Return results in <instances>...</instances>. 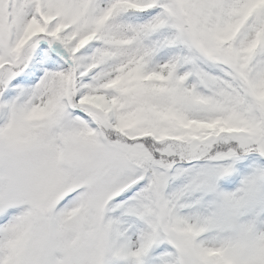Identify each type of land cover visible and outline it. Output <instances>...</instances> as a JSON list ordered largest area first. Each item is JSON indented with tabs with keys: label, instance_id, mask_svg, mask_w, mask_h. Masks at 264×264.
<instances>
[{
	"label": "snow or ice",
	"instance_id": "snow-or-ice-1",
	"mask_svg": "<svg viewBox=\"0 0 264 264\" xmlns=\"http://www.w3.org/2000/svg\"><path fill=\"white\" fill-rule=\"evenodd\" d=\"M0 264H264V0H0Z\"/></svg>",
	"mask_w": 264,
	"mask_h": 264
}]
</instances>
